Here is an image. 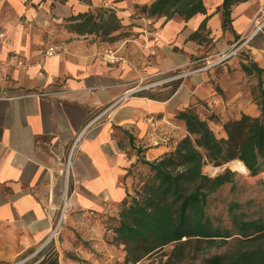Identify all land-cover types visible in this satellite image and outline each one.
I'll return each instance as SVG.
<instances>
[{
  "label": "crops",
  "instance_id": "crops-1",
  "mask_svg": "<svg viewBox=\"0 0 264 264\" xmlns=\"http://www.w3.org/2000/svg\"><path fill=\"white\" fill-rule=\"evenodd\" d=\"M153 1L0 0V263L34 257L65 198L59 264H77L66 253L113 264L104 209L114 215L130 191L136 150L150 160L166 151L157 133L167 125L183 136L174 115L186 108L221 121L258 115L254 81L242 67L264 68V0L234 1L225 25L224 0H202L203 11L189 18L141 13ZM257 33L239 57L181 78L169 98L158 100L170 76ZM51 45L60 52L45 56ZM106 50L118 60H104ZM152 81L161 83L148 87ZM75 238L93 252L79 250Z\"/></svg>",
  "mask_w": 264,
  "mask_h": 264
},
{
  "label": "trees",
  "instance_id": "trees-1",
  "mask_svg": "<svg viewBox=\"0 0 264 264\" xmlns=\"http://www.w3.org/2000/svg\"><path fill=\"white\" fill-rule=\"evenodd\" d=\"M234 1L222 4L224 25ZM140 11L148 16L178 13L189 18L202 12L203 5L202 0H154ZM257 35L247 45L255 44ZM242 68L254 81L249 86L258 115L241 113L221 121L214 113L201 119L193 108H186L174 115L185 134L170 140L171 148L151 160L136 150L137 158L128 171L130 191L115 205L114 215L102 219L112 233L109 243L122 251L120 264H264V213L254 200L221 202L218 207L220 201L214 195L227 184L234 187L235 173L225 168L209 176L202 171L207 164L221 167L239 160L248 177L264 172V68L254 63ZM180 82L177 78L161 84L170 87L158 100L169 98ZM207 120L220 123L222 137L215 135ZM132 142L130 137L133 147ZM73 245L93 252L80 239L75 238ZM64 258L88 264L72 254ZM23 264H59L55 243L44 245Z\"/></svg>",
  "mask_w": 264,
  "mask_h": 264
},
{
  "label": "rangeland",
  "instance_id": "rangeland-1",
  "mask_svg": "<svg viewBox=\"0 0 264 264\" xmlns=\"http://www.w3.org/2000/svg\"><path fill=\"white\" fill-rule=\"evenodd\" d=\"M215 59H216V57L201 59V60L197 61L196 63H194L193 65L186 67L182 71H178V73H175L170 77L172 78V77H175L177 75H183L180 78L186 77L187 75H189L188 72H190L196 68L204 66L206 64V61H213ZM155 82H158V81H152L150 83H147V86L148 87H155V86H149L150 84L155 83ZM213 113L214 112H212V114ZM214 123L218 124L219 122L214 121ZM166 126L167 125L162 126L160 132L157 133V136L159 138L156 141L163 144V146L164 145L167 146V150H168L169 148L172 147V146L170 147L167 145L168 142L172 139L180 138L181 135L180 134H170V132H168V129L166 128ZM174 129H177V128H174ZM213 132L215 133V135L217 137H221L220 136L221 128H219V129L213 128ZM147 143H149V142H147ZM225 168H227L230 171L235 173V175H234L235 185H234V187H231L230 184H227L223 188H221L219 191L216 192V194L214 196L217 200L220 201L218 203V207L222 206L221 202L225 203V202H229V201H235L237 203H243V202L248 201V200H254L255 205L258 206L257 210L264 213V172L255 176V177H248L247 174H240V173H237L236 171H233L230 168L229 163L225 164L221 167H213V166L207 164V165L203 166L202 171L209 176H214L218 173H221ZM53 242L55 243V246H57L58 236L56 237V241H53ZM113 247H114V250L116 253L115 261L113 262V264H120L121 259H122V258H120V257H122V253H121L122 251L119 247H115V246H113ZM117 258H119L120 261H118V260L116 261ZM154 259H156V257H154L148 261H151Z\"/></svg>",
  "mask_w": 264,
  "mask_h": 264
},
{
  "label": "built area",
  "instance_id": "built-area-1",
  "mask_svg": "<svg viewBox=\"0 0 264 264\" xmlns=\"http://www.w3.org/2000/svg\"><path fill=\"white\" fill-rule=\"evenodd\" d=\"M258 29H259V27H258ZM0 37H3V32L2 31H0ZM250 38L251 37L245 38L243 40L239 39L238 41H236L232 45V47L228 51L220 53V54H216L214 56V57H216L215 60L206 61V64L204 66L196 68V69L188 72V74H192V73H196V72H202V71H208L211 68H214L217 65L229 60L230 58L234 57L238 52H240V49L242 48V46H244L248 42V40ZM59 52H60V47L58 45L57 46L56 45H51V46L47 47V49L44 52V55L45 56H52V55H55V54H57ZM102 57H103L104 60H106L108 62H111V63L116 62L118 60L117 57L114 55V53H112V51H110V50H106L103 53ZM214 57H210V58H214ZM181 76H183V75H177L175 77H172L171 80L180 78ZM160 83L161 82L158 81V82L150 84L149 86H156V85H158ZM215 103H216V101H212L211 106H214ZM98 118H99V116L94 117L93 119H91V121L85 127L89 126L91 123L96 121ZM146 122L152 124L153 120L151 118H148V119H146ZM68 163H69V160L67 161V164ZM65 205H66V199L64 198L63 199V204H62L63 207H62V209H61V211H60V213L58 215V218H57L56 222L54 223L52 229L46 235L43 245H46V244L54 241L56 239V237L58 236V234L60 232V226H61V223H62L63 218H64V206ZM108 213H109V209L105 208L104 209V214H108ZM84 215L88 216V217H91V216H93V213L91 211H88V212L84 213ZM16 264H23V262H19V263H16Z\"/></svg>",
  "mask_w": 264,
  "mask_h": 264
},
{
  "label": "bare ground",
  "instance_id": "bare-ground-1",
  "mask_svg": "<svg viewBox=\"0 0 264 264\" xmlns=\"http://www.w3.org/2000/svg\"><path fill=\"white\" fill-rule=\"evenodd\" d=\"M229 166H230V168L233 171H236L237 173L247 174L246 168L244 167V165L242 164V162H240L239 160H233V161L229 162Z\"/></svg>",
  "mask_w": 264,
  "mask_h": 264
}]
</instances>
